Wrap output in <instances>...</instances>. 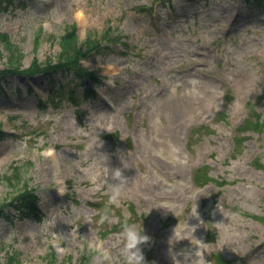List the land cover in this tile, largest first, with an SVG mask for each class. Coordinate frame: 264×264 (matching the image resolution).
I'll use <instances>...</instances> for the list:
<instances>
[{
    "label": "rangeland",
    "instance_id": "rangeland-1",
    "mask_svg": "<svg viewBox=\"0 0 264 264\" xmlns=\"http://www.w3.org/2000/svg\"><path fill=\"white\" fill-rule=\"evenodd\" d=\"M71 25L79 43L109 30L121 44L81 61L100 85L76 104L40 73L4 82L0 206L29 190L42 218H0V263L108 264L102 243L123 264L127 221L151 237L149 264L188 246L201 264H264V0L23 1L0 12L22 54L10 64L0 45V71L56 61Z\"/></svg>",
    "mask_w": 264,
    "mask_h": 264
},
{
    "label": "trees",
    "instance_id": "trees-1",
    "mask_svg": "<svg viewBox=\"0 0 264 264\" xmlns=\"http://www.w3.org/2000/svg\"><path fill=\"white\" fill-rule=\"evenodd\" d=\"M23 1L31 0H0V12L4 13L8 11V8ZM107 29H111V27ZM108 31L109 30H105L99 37L88 35L82 43H79L75 26L71 25L67 27L58 40L60 52L56 61H50L49 59L43 65L33 62L29 69L23 71L17 68L19 66L14 67L10 65V68L0 71V97H8L10 94L9 92L13 91L4 83L9 75L21 74L28 78H32L40 73L46 81L51 82L52 88L56 87L53 91L57 99H60L64 95L67 101L76 104L83 99L94 98L95 92L93 89L89 88L87 84L91 82L95 86H99L100 80L93 72L81 68V61L94 55H104L109 52V48L106 45L111 44L110 41L120 43L119 35H112ZM0 45L8 56L6 58L10 64L15 62L18 64L20 62L19 60H21L22 54L19 53L17 47L14 46L4 34H0ZM1 57L0 51V58ZM55 76H58L60 80H64L65 84L61 85L59 83L55 86ZM68 81L72 86L69 85ZM78 91L80 92L78 93ZM77 94L83 98L76 99ZM262 125L264 126V123H262ZM1 135L2 132L0 130V139H2ZM4 178L13 188H16L21 182L19 171L14 174L13 177L5 176ZM38 204L39 199L37 196L33 192L26 190L18 194L14 199L5 200L4 206H0V218H4V220L7 221L12 220L13 217H17V220L32 219L40 221L42 214L38 208Z\"/></svg>",
    "mask_w": 264,
    "mask_h": 264
},
{
    "label": "clouds",
    "instance_id": "clouds-1",
    "mask_svg": "<svg viewBox=\"0 0 264 264\" xmlns=\"http://www.w3.org/2000/svg\"><path fill=\"white\" fill-rule=\"evenodd\" d=\"M106 158L108 159L107 155ZM108 175L111 177L112 185L111 200L117 201L120 191L127 181L121 167L108 168ZM62 194L63 188L57 187ZM151 237L143 231L142 223L138 225L135 222L125 221L121 230L116 234V242L120 245V254L123 264H149L145 258L142 245L147 244ZM193 245V244H192ZM97 249L98 258L108 260V264H113L111 249L103 247L102 243L94 245ZM174 264H201L202 257L196 247L188 246L172 253Z\"/></svg>",
    "mask_w": 264,
    "mask_h": 264
}]
</instances>
